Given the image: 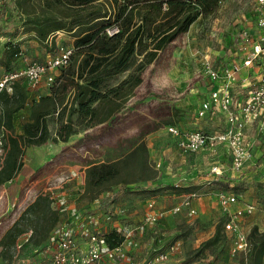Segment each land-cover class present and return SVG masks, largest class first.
<instances>
[{"label":"rangeland","instance_id":"rangeland-1","mask_svg":"<svg viewBox=\"0 0 264 264\" xmlns=\"http://www.w3.org/2000/svg\"><path fill=\"white\" fill-rule=\"evenodd\" d=\"M257 7L256 0H221L213 13L199 16L186 32L167 44L144 67L140 72V83L111 119L88 126L74 113V133L93 137L81 150L76 144L63 147V143L55 137L58 127L56 115L48 116L47 141L40 145H28L15 176L0 184V264H34L40 250L36 251L37 248L50 239L51 232L40 244H36L39 223L20 217L40 193L48 194L51 205L57 206L60 223L69 222L71 227L73 224L69 218L73 215L78 223L84 222L88 229L96 227L101 232L117 230L124 224L141 225L142 230L131 236L128 246V253L137 263L163 251L167 257L158 264H240L241 256H245L246 252L234 250L236 233L224 229L222 210L215 193L227 191L235 194L238 200L234 205L252 203L255 211L240 218V229L245 233L253 226L263 230L264 162L257 166L247 165L242 172L235 173L230 170L229 155L222 148L213 152L214 155L208 150L181 151L186 154L181 157L177 155V150L171 152L173 146L167 139L165 126L175 124L181 129L201 128L209 132L223 128L224 118L218 112L198 118L195 96H199L200 92L195 90L206 84L207 64H225L241 57L242 51L236 54V39L242 26L249 29L252 37L264 34V13ZM17 17L12 26L1 21L3 29L0 31L1 56L9 32L17 30L15 40L20 42L21 54L13 67L22 68L31 61L46 62L62 48L71 46L73 38L66 30L56 31L43 44L38 42L32 32L23 31L22 19ZM4 70L0 65V72ZM129 71L110 78L108 84H117ZM58 72L59 67L52 69V74ZM22 83L25 85L26 81L22 79ZM49 84L43 78L37 87L28 89L27 107L13 115L16 132H20L21 122L28 117L30 102L47 93ZM235 91L242 98L244 87L237 84ZM0 132L4 137L7 134L1 124ZM263 135L264 128L258 131L259 138ZM139 142L145 144L149 158L158 170V177L149 185L151 189H139L130 184L126 189L119 190L116 200L107 210H100L95 199L82 194L75 181L77 175L73 178L67 170H61L59 174L52 171L59 156L75 154L70 146L83 154L85 149L93 152V157L88 158L90 161H109ZM158 162L160 165L156 167ZM222 164L224 173L210 171L211 165ZM179 176L190 183L201 184L193 191L196 193L192 202L195 213H190L184 206L174 211L183 196L173 197L178 192L170 186V182ZM59 177L62 179L59 180ZM51 193H54L53 196ZM148 200L154 202L156 209L165 212L155 225L147 220ZM18 219L20 226H27V229L22 230L12 247L4 250L1 238Z\"/></svg>","mask_w":264,"mask_h":264},{"label":"trees","instance_id":"trees-1","mask_svg":"<svg viewBox=\"0 0 264 264\" xmlns=\"http://www.w3.org/2000/svg\"><path fill=\"white\" fill-rule=\"evenodd\" d=\"M220 1L1 0L0 31L3 29L1 21L12 26L18 16L22 19L23 31L32 32L42 44L59 30L69 32L73 40L68 64L59 67L48 92L30 102L29 114L21 122L20 132L15 131L13 115L28 103L27 86L18 79L10 92L0 93V124L7 130V146L0 157V184L15 176L28 145L47 141L48 116L56 115L55 137L62 141L75 132L74 113L88 126L111 119L140 83V72L144 67L167 44L186 32L199 16L213 13ZM113 25L119 30L108 35L106 29ZM16 33V29L9 32L0 56V65L5 71L15 68L13 64L21 54ZM127 70L129 73L117 84H108L110 78ZM260 146L262 150L255 165L264 162V135L260 138ZM157 177L158 170L149 158L145 144L139 142L116 159L86 166L82 194L95 199L100 210H107L119 190L130 184L139 189H151L143 184ZM114 186L117 188L113 189ZM170 186L175 192L194 189ZM20 217L39 223L36 244L60 224L59 210L51 205L46 193L38 194ZM24 229L27 226H20V220L9 227L1 238L2 248L12 247ZM102 237L110 247L119 245L123 239L116 229L102 233ZM45 244L36 251L44 249ZM245 252L240 264H262L264 229L253 226L249 230Z\"/></svg>","mask_w":264,"mask_h":264},{"label":"built area","instance_id":"built-area-1","mask_svg":"<svg viewBox=\"0 0 264 264\" xmlns=\"http://www.w3.org/2000/svg\"><path fill=\"white\" fill-rule=\"evenodd\" d=\"M256 4L259 11L264 13V0H256ZM118 30L113 25L106 29V33L112 35ZM236 46L242 51L241 61L206 65L207 87L199 96L196 109L198 117L215 112L222 114L225 123L223 128L209 132L201 128L181 129L177 125L168 124L165 131L176 139V145L184 153L199 150L213 153L222 148L229 155L231 170L240 173L254 157L252 141L246 134L247 127L255 122H260V130L264 127V34L252 37L249 29L243 27L238 33ZM70 53L71 46H67L46 62L31 61L22 68L3 71L0 73V93L4 90L10 92L12 84L18 79H24L29 89L37 87L43 78L47 82L53 81L55 74H52V69L66 66ZM253 68H256V77L254 83H250L247 72L243 70L252 71ZM237 84L244 87L242 98L235 93ZM244 84H247L246 87ZM6 146V139L3 132H0V157L4 155ZM159 165V162L156 163V167ZM210 171L216 174L222 172L219 165H211ZM51 194L53 196L54 193ZM195 195L192 192L183 196L174 211L184 206L190 213H195L192 203ZM215 197L222 210L224 229L236 233L234 250H245L247 233L240 229V218L255 211V206L248 202L234 205L237 196L227 191H218ZM146 208L147 220L152 225L165 213L156 209L152 200L146 202ZM69 220L72 227L69 222H61L51 231L50 239L44 249L38 251V259L34 264H158L167 257L165 252L159 251L137 263L130 256L128 246L132 241L131 236L142 230L141 225H121L116 231L123 236L122 242L110 247L100 229H88L84 222L78 223L75 215Z\"/></svg>","mask_w":264,"mask_h":264},{"label":"crops","instance_id":"crops-1","mask_svg":"<svg viewBox=\"0 0 264 264\" xmlns=\"http://www.w3.org/2000/svg\"><path fill=\"white\" fill-rule=\"evenodd\" d=\"M244 26H242L241 28H243ZM245 28H247V27H245ZM236 54L238 55V54H240L239 53V50L237 49V51H236ZM233 60H239V61H241L240 60V57L239 58H235V59H233ZM3 68V67H2ZM5 71V70H4ZM3 71H1L0 73H2ZM243 72L245 73V72H247V74H248V81L250 82V83H254V81H255V77H256V68H253V70L252 71H250V70H247V69H244L243 70ZM249 72L251 73L250 75H249ZM253 76H254V79H253ZM26 85V84H25ZM245 85V87H246V85L247 84H244ZM200 88H196V90H195V92L197 91H199L200 92V95H201V93L206 89V87H207V81H206V84L205 85H203V86H199ZM27 89H29L28 87H27ZM196 92V93H197ZM199 95V96H200ZM199 96L198 95H196L195 96V98H197L196 99V101H197V103H198V101H199ZM27 106H25V108H26ZM24 109V108H23ZM20 110H22V109H20ZM19 110V111H20ZM19 111H17V112H19ZM17 112H15V113H17ZM198 118H200V117H198ZM175 125V124H174ZM264 128V127H263ZM188 129H191V128H188ZM260 130V122H255V123H253L252 125H250V126H248L247 127V129H246V134L248 135V137L250 138V140L252 141V144H253V146H252V152H253V159H252V161L250 162V164L249 165H251V164H254L255 165V160L257 159V157L260 155V153H261V146H260V138H259V136H258V131ZM205 131H208V130H205ZM167 134V133H166ZM91 138H93L90 134H84V133H81V132H78V133H72L68 138H67V140H65V141H62V140H60L63 144V147L64 146H68V145H71V144H76L77 146L79 145L80 147H78V149L79 150H81L83 147H85L84 146V144H86L87 142H88V140H91ZM167 139H170V145L171 146H173V148H170L171 149V152L173 151V150H177V155H179V156H181V157H183V156H185L186 154H183L182 152H181V150L178 148V146L176 145V139L174 138V137H172V136H170V135H168L167 134ZM174 144V145H173ZM70 148L71 149H73L74 151H75V154H73V155H71V156H67V157H65V156H59L58 157V159H57V164H56V166L54 167V168H52L53 170V172H55V173H57L58 172V174L60 173V171L61 170H67V172H69L70 173V175L74 178L76 175H77V178H75L74 180L76 181V183H78L79 184V187H81V191H82V189H83V182H84V169H85V167L86 166H88L89 164H91V163H95V162H100V161H105L104 159H98V160H92V161H90V160H88V158H91V157H93V152H90V151H88V150H84V154L81 152V151H77V150H75L76 149V147H71L70 146ZM170 149H168V150H170ZM218 151V150H217ZM88 153V154H85V153ZM190 154H192V153H190ZM213 155L215 154V153H212ZM96 155V154H95ZM119 156H121V155H119ZM118 156V157H119ZM118 157H115V158H113V159H116V158H118ZM216 158V157H215ZM112 159V160H113ZM215 160V159H214ZM216 161V160H215ZM215 163V162H214ZM255 166H257V165H255ZM64 167H67V169H64ZM221 168H222V171H223V173H224V168H223V164L220 166ZM229 168H230V166H229ZM231 170V169H230ZM178 179V180H177ZM176 180H177V182L174 180L173 182H170V185H177L178 183H180V182H188V180H185V178L184 177H180L179 176V178H177ZM152 182H154V180H151V181H147V183H144L143 185L144 186H149V185H151V183ZM72 184V183H71ZM200 185L201 184H199V183H197V182H193V183H190V182H188L187 184H181L180 183V186L179 187H181V188H186V187H194V189H192V190H190V191H181V192H178V193H174L173 194V197L174 196H178V195H180V196H185V195H187V194H190V193H192L194 190H196L197 188H200ZM169 202V201H168Z\"/></svg>","mask_w":264,"mask_h":264}]
</instances>
